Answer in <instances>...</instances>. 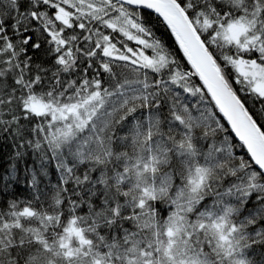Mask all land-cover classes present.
Segmentation results:
<instances>
[{"label": "snow or ice", "instance_id": "obj_1", "mask_svg": "<svg viewBox=\"0 0 264 264\" xmlns=\"http://www.w3.org/2000/svg\"><path fill=\"white\" fill-rule=\"evenodd\" d=\"M0 264H264V0H0Z\"/></svg>", "mask_w": 264, "mask_h": 264}, {"label": "trees", "instance_id": "obj_2", "mask_svg": "<svg viewBox=\"0 0 264 264\" xmlns=\"http://www.w3.org/2000/svg\"><path fill=\"white\" fill-rule=\"evenodd\" d=\"M9 152L10 148L5 145H0V173H2L7 166V156Z\"/></svg>", "mask_w": 264, "mask_h": 264}]
</instances>
